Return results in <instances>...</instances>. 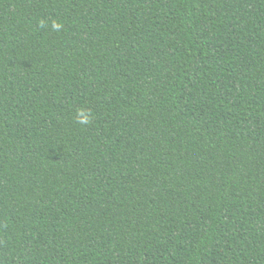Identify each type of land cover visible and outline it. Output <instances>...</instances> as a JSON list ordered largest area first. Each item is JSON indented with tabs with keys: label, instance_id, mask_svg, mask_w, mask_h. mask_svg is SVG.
Returning <instances> with one entry per match:
<instances>
[{
	"label": "trees",
	"instance_id": "obj_1",
	"mask_svg": "<svg viewBox=\"0 0 264 264\" xmlns=\"http://www.w3.org/2000/svg\"><path fill=\"white\" fill-rule=\"evenodd\" d=\"M0 264H264V0H0Z\"/></svg>",
	"mask_w": 264,
	"mask_h": 264
},
{
	"label": "clouds",
	"instance_id": "obj_2",
	"mask_svg": "<svg viewBox=\"0 0 264 264\" xmlns=\"http://www.w3.org/2000/svg\"><path fill=\"white\" fill-rule=\"evenodd\" d=\"M55 28H59V25H54ZM81 123H87V120H82Z\"/></svg>",
	"mask_w": 264,
	"mask_h": 264
}]
</instances>
